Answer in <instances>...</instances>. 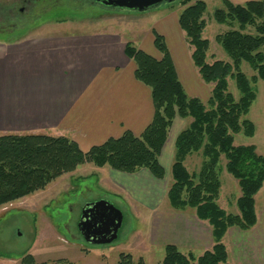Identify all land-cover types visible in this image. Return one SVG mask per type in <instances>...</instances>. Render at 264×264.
I'll list each match as a JSON object with an SVG mask.
<instances>
[{
    "label": "trees",
    "instance_id": "trees-1",
    "mask_svg": "<svg viewBox=\"0 0 264 264\" xmlns=\"http://www.w3.org/2000/svg\"><path fill=\"white\" fill-rule=\"evenodd\" d=\"M184 1L179 24L192 47V60L202 79L213 84L207 101L186 91L163 35L155 33L158 59L132 42L125 53L136 64V78L151 91L154 117L141 135L126 130L118 138H110L85 152L66 136L45 133H7L0 136V207L26 197L85 163L110 166L115 170L134 173L147 168L158 177L165 176L160 155L174 119L192 118L177 136L171 173L173 183L168 197L173 208L195 209L196 215L212 228L214 244L200 256L185 253L174 244L165 245L161 264H232L223 241L228 229L253 228L257 221L256 195L264 186V154L255 145H235V134L254 136L256 127L247 118L257 98L253 84L264 80V0L234 3L223 0V7L214 11V19L229 29L216 36V41L231 57V61H208L210 41L203 37L206 27L204 0ZM254 30H251V29ZM247 62L256 72L250 78L242 70ZM229 79L240 92L237 99L229 89ZM201 152L204 160L199 172L191 173L185 161L190 154ZM226 157V170L240 186L238 213H228L218 200L221 180L218 165ZM23 264H71L64 259L38 263L31 253ZM116 264H145L135 261L132 254L121 253Z\"/></svg>",
    "mask_w": 264,
    "mask_h": 264
},
{
    "label": "rangeland",
    "instance_id": "rangeland-1",
    "mask_svg": "<svg viewBox=\"0 0 264 264\" xmlns=\"http://www.w3.org/2000/svg\"><path fill=\"white\" fill-rule=\"evenodd\" d=\"M184 1L188 0H176L143 12L91 4L57 6L44 12L29 26L18 29L14 37L67 32L106 35L116 31L129 35V42L134 41L140 47L149 45L150 41L152 45L155 33H159L158 29L162 27L169 36L168 40L171 39L178 48L182 46L181 50L185 51L181 60L185 82L188 79V89L198 87L199 90L201 86L199 96L207 101L213 84L206 83L194 65L190 56L192 47L185 41L186 38L182 39L184 31L179 30L177 36L175 31L172 33L174 27L166 23L186 7ZM204 1L207 4L204 13L207 24L203 37L210 41L208 61H231V57L216 41L218 34L229 29L214 19V11L224 6L223 0ZM153 50L156 52V48ZM242 70L250 78L256 74L247 62L242 63ZM253 84L257 89V98L246 117L255 124V135L251 137L243 132L236 133L234 144L255 145L258 153L264 154V80L259 79ZM229 89L237 99L240 97L232 79H229ZM191 120L179 116L174 119L160 155V162L166 172L163 178L154 176L147 168L127 173L108 165L101 167L85 163L58 177L44 189L1 206L0 256L17 259V263L13 264H23L22 258L26 253H31L38 263L64 259L71 264H116L121 253H130L135 261L143 258L145 264H161L165 257V245L162 240L156 241L155 238L156 216L161 212L196 215L195 209L191 207L184 210L173 208L168 197L173 183L171 169L175 142ZM203 160L202 153L196 152L187 157L185 164L191 173L199 172ZM226 162V157L222 155L217 168L222 185L218 203L228 213H238L237 199L241 189L237 179L226 170ZM104 198L113 201L123 212V225L114 241L90 244L78 227L82 209L87 203ZM261 204H264V190L257 195V205L260 207ZM180 250L194 252L196 256L203 253L188 248ZM230 260L235 263L232 258Z\"/></svg>",
    "mask_w": 264,
    "mask_h": 264
},
{
    "label": "crops",
    "instance_id": "crops-1",
    "mask_svg": "<svg viewBox=\"0 0 264 264\" xmlns=\"http://www.w3.org/2000/svg\"><path fill=\"white\" fill-rule=\"evenodd\" d=\"M231 1L242 4L249 0ZM166 23L174 27L172 33L177 36L183 31L179 15ZM158 30L166 39L186 91L200 97L201 86L188 89V79L185 82L183 77L184 49L168 40L162 27ZM68 33L0 38V136H66L87 152L126 130L141 135L153 120L154 105L149 87L136 78V64L125 53L129 35L116 31L106 35ZM132 43L161 57L154 41L140 47ZM262 190L264 186L257 195ZM257 195L256 225L249 230L231 227L223 238L229 261L235 262L232 264H264V204L257 205ZM201 220L195 214L161 212L156 216V241L204 252L214 239L211 225ZM13 263L17 259L0 256V264Z\"/></svg>",
    "mask_w": 264,
    "mask_h": 264
},
{
    "label": "water",
    "instance_id": "water-1",
    "mask_svg": "<svg viewBox=\"0 0 264 264\" xmlns=\"http://www.w3.org/2000/svg\"><path fill=\"white\" fill-rule=\"evenodd\" d=\"M120 10L146 11L176 0H98ZM123 212L109 199L87 203L78 223L80 232L90 244L114 241L123 225Z\"/></svg>",
    "mask_w": 264,
    "mask_h": 264
},
{
    "label": "flooded vegetation",
    "instance_id": "flooded-vegetation-1",
    "mask_svg": "<svg viewBox=\"0 0 264 264\" xmlns=\"http://www.w3.org/2000/svg\"><path fill=\"white\" fill-rule=\"evenodd\" d=\"M70 4L109 7L98 0H0V38L14 37L18 29L29 26L44 12Z\"/></svg>",
    "mask_w": 264,
    "mask_h": 264
}]
</instances>
